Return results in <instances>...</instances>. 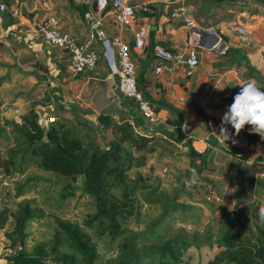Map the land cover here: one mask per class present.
I'll return each mask as SVG.
<instances>
[{"label": "rangeland", "instance_id": "1", "mask_svg": "<svg viewBox=\"0 0 264 264\" xmlns=\"http://www.w3.org/2000/svg\"><path fill=\"white\" fill-rule=\"evenodd\" d=\"M20 1L23 0H6L7 11L0 15V116L20 123L22 116L34 109L42 127L47 128L52 120L64 122L84 141L95 140L106 147L119 136L115 123L129 114L133 117L127 118L133 119L134 124L140 122L148 126L146 133L152 137L149 151H136L129 143L122 142V146L135 155L144 154L146 160L143 166L127 172L131 181H136L142 189L136 192L133 215L121 221L120 228L128 231L115 238L108 232L99 234L95 221L88 225L95 205L83 189L82 177L71 181L29 159L7 174L0 167V212L6 218L0 225V264H8V257L20 247L26 252H31L37 244L51 247L55 242L57 219L77 224L90 236L97 251L95 264H131L119 251L124 237L132 238L147 230L161 215V224L152 228L157 236H135L133 250L144 245L160 246L165 240L180 235L190 245L181 255L180 264L212 263L220 251L215 242L217 233L226 227L230 214L244 225L247 235L264 225V189L259 188V183L250 187L248 171L242 180L243 191H247L244 195L248 198L238 205L236 160L231 159L232 156L215 157L203 168L200 159H193L190 154V147L195 148L189 135L198 136L190 127L184 131L172 125H151L132 100L127 105L128 111L122 110L116 118H110L106 126L94 125L89 119L87 111L92 109L85 104V94H76L79 77H71L66 71L65 51L56 48L47 51L41 43L42 36L36 26L45 18L36 11H20L13 16L17 18V24L8 31V23L12 21L8 3L19 4ZM185 1L196 5V16H192L198 27H214L224 40L217 23L246 25L252 31L249 38L252 37L255 44H262L263 36L256 29L261 21L257 14L262 15L264 0ZM199 5H206L209 9L201 10ZM137 86L139 88L138 81ZM63 98L66 104L60 103L64 102ZM44 106L51 107L49 115L44 112ZM14 137L12 127L7 126L0 137V158L15 144ZM211 145L216 146L215 143ZM231 160L233 162L229 163ZM70 189L73 194L66 195ZM149 195L156 200L150 201ZM24 205L29 206L33 216L23 228L26 236L22 239L14 225L15 217ZM170 205L179 206L172 210ZM61 245L62 249L75 255L77 264H82L78 253L64 241ZM220 264L234 263L223 261Z\"/></svg>", "mask_w": 264, "mask_h": 264}, {"label": "crops", "instance_id": "2", "mask_svg": "<svg viewBox=\"0 0 264 264\" xmlns=\"http://www.w3.org/2000/svg\"><path fill=\"white\" fill-rule=\"evenodd\" d=\"M0 1L3 2V0ZM127 1L131 4L148 3V10L138 12L136 17L139 24H150L151 31L145 40L144 50L133 51L139 88L157 115L155 123H149L146 120L147 123L172 125V127L176 126L177 130L184 131L186 127H190L193 134L198 135L197 137L189 135L193 139L190 144L199 153L210 150L217 154L225 150V154L243 163L253 165L264 162V143L249 137L250 125H246L238 136L235 135L232 126L228 125L232 139L227 141L219 135L221 117L232 104L234 96L240 90V85L255 81L264 90V7L263 11L261 10L262 15L257 14L261 21L256 29L260 30L258 33L263 36L262 44H255L252 37L229 33L227 24L219 22L216 26L228 45L225 53H219L216 49L202 46V41L200 45L197 44L198 46H188L190 38L197 40L200 38L199 34L188 28L182 16L172 15L183 7L188 13L196 16L195 12L198 10L196 5L185 0ZM8 5H10L8 14L12 17V21L8 23V31L17 24V18L13 16H17L23 10L29 13L36 11L44 18L48 15L56 16L59 26L81 42L85 40L90 30L86 17L95 9L94 0H23L19 4L8 3ZM199 6L201 10L209 9L206 5ZM21 19L24 20V17ZM36 28L38 29V25ZM211 28L216 31V28ZM102 31L105 35L104 39L117 33L110 21L104 24ZM123 34L126 37L130 36L127 32ZM211 35L213 34L208 36ZM95 45L99 60L94 72L73 75L67 68V55H64V59L67 73L71 77H79L78 84L75 86L76 94H85V104L92 109L87 111L90 115L89 119L94 125H102L98 121L100 114L108 115L112 119L116 118L122 110L128 111L127 105L133 100L124 97L118 90L117 77L112 73L115 71L117 59L109 41L97 40ZM43 47L47 51L50 49L45 45ZM155 47L171 51L177 55L176 58L186 55L190 48H194L199 65L194 67L195 70H191L192 73L188 75L185 64L172 60L165 62L161 72L156 73L154 69L158 65V60L153 55ZM60 103L66 104V100ZM132 103L136 105L135 101ZM45 107L48 106L43 108ZM127 116L133 117L129 114ZM127 116L117 123L128 121L137 133L148 135L146 133L148 126L140 122L136 125L134 120L128 119ZM195 130L198 133H194L197 132ZM214 143L216 146L211 145ZM256 168L260 167L256 166ZM255 178L254 187L260 179L256 174Z\"/></svg>", "mask_w": 264, "mask_h": 264}, {"label": "trees", "instance_id": "3", "mask_svg": "<svg viewBox=\"0 0 264 264\" xmlns=\"http://www.w3.org/2000/svg\"><path fill=\"white\" fill-rule=\"evenodd\" d=\"M109 119L108 115L98 116V120L104 126L110 122ZM7 126L12 127L15 144L0 158V167L6 174L10 173L12 168H20L25 159H29L39 167L71 181L82 177L83 189L95 205V212L87 222L88 225L95 221L99 234L108 232L113 238L128 231L120 228L121 221L133 215L137 200L136 192L142 189V186H139L136 181H131L127 172L134 167L143 166L146 157L144 154L135 155L132 150L122 146V142L129 143L136 151H149L152 135L137 133L130 122L122 121L115 123L119 132L117 139L110 142L108 146L102 147L95 140L84 141L81 136L67 128L64 122L52 120L47 128L42 127L34 109L22 116L20 123L0 116V137ZM248 135L255 138V134L250 131ZM223 152L219 151L216 154V152L205 150L199 153L190 147L193 159H200V163L204 165L203 168L215 157L224 159L229 156ZM231 159L236 160L235 169L239 188L237 204L240 205L243 204V199L248 198L244 195L247 192L246 189L243 191L242 188L245 174L250 172L249 182L252 187L256 181L255 174L259 170L256 166L261 167L262 164L251 165L240 162L235 157ZM211 172L214 171L211 170ZM258 183L259 188L264 189V177L260 178ZM72 190L65 194L72 195ZM150 196V201L156 200V197ZM177 206L179 205H170V208L177 210ZM19 211L15 217L14 226L15 231L23 239L26 236L23 228L32 218L33 213L28 205H24ZM2 213L0 212V225L6 219ZM230 215L226 227L217 233L215 242L220 251L210 264H220L223 261L234 264H264V225L258 227L256 232L247 235L244 225L240 224L233 214ZM161 218L162 215L152 221L147 230L135 236L155 238L157 235L153 233L152 228L161 224ZM56 224L55 242L51 247L37 244L31 252H26L23 247H20L8 257V264H77L75 255L61 248V241L78 253L83 261L82 264H95L97 251L90 236L77 224L69 221L57 219ZM135 236L124 237V243L119 249L126 262L129 261L131 264H180L181 255L190 246L182 236L177 235L165 240L160 246L144 245L139 250H133L136 244Z\"/></svg>", "mask_w": 264, "mask_h": 264}, {"label": "built area", "instance_id": "4", "mask_svg": "<svg viewBox=\"0 0 264 264\" xmlns=\"http://www.w3.org/2000/svg\"><path fill=\"white\" fill-rule=\"evenodd\" d=\"M95 9L86 17L90 28L87 37L84 41H78L71 34L61 28L58 19L54 15H48L41 23L38 24V29L42 36V43L48 48H56L64 50L67 55V68L73 74H85L94 72L99 60V54L95 45L97 40L109 41L113 47L117 59L115 71L112 73L117 77V87L119 92L126 98L135 101L137 109L142 117L149 123L157 121V115L151 103L144 97L143 93L137 86L136 78V63L133 56V51H143L145 48V40L151 31L150 24H139L137 21V13L148 10V3L131 4L127 0H94ZM7 11L6 5L0 1V15ZM174 17L182 16L186 25L194 33L199 36L203 31L206 35L202 39V46L216 49L219 53H225L228 50L227 43L222 39L214 29H203L198 27L193 16L183 7L172 14ZM107 21H110L116 34L111 35L108 39H104L105 35L102 28ZM229 33L249 36L250 31L246 25L232 24L227 28ZM127 32L130 36H124ZM209 33H215L217 40L214 37L207 36ZM194 38H190L188 46L195 47ZM200 45V44H198ZM197 45V46H198ZM153 55L158 60V65L154 71L161 72L165 62L175 60L176 62L185 64L188 71L192 73L191 68L199 65V59L194 48H190L186 55H174L171 51L155 47ZM257 141L264 143V138L255 134ZM256 173L259 178L264 177V162Z\"/></svg>", "mask_w": 264, "mask_h": 264}, {"label": "clouds", "instance_id": "5", "mask_svg": "<svg viewBox=\"0 0 264 264\" xmlns=\"http://www.w3.org/2000/svg\"><path fill=\"white\" fill-rule=\"evenodd\" d=\"M228 125L235 130L236 136L246 125H250L252 134L264 138V90L255 81L240 85V90L234 96L232 104L221 117L219 135L225 141L232 139Z\"/></svg>", "mask_w": 264, "mask_h": 264}, {"label": "water", "instance_id": "6", "mask_svg": "<svg viewBox=\"0 0 264 264\" xmlns=\"http://www.w3.org/2000/svg\"><path fill=\"white\" fill-rule=\"evenodd\" d=\"M203 34L206 35V34H207L206 31H203V32H202V35H203ZM209 34H213V35L215 36V37H214V40H217V35H216L215 33H209ZM195 67H196V66H195ZM191 70L194 71L195 68L192 67ZM50 110H51L50 107H45V108H44V112H46L48 115H49V113H50Z\"/></svg>", "mask_w": 264, "mask_h": 264}, {"label": "bare ground", "instance_id": "7", "mask_svg": "<svg viewBox=\"0 0 264 264\" xmlns=\"http://www.w3.org/2000/svg\"><path fill=\"white\" fill-rule=\"evenodd\" d=\"M208 36V35H207ZM214 35H211L210 37H213ZM204 35L200 34V38H198L197 40L195 39V43L200 44L202 39H203Z\"/></svg>", "mask_w": 264, "mask_h": 264}]
</instances>
